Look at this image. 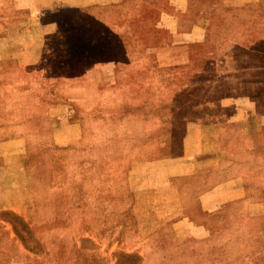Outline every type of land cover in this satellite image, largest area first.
<instances>
[{"label":"rangeland","instance_id":"374dc122","mask_svg":"<svg viewBox=\"0 0 264 264\" xmlns=\"http://www.w3.org/2000/svg\"><path fill=\"white\" fill-rule=\"evenodd\" d=\"M0 1V8H7V0ZM64 1L68 7L53 17L63 29L64 21H72L69 33L86 47L88 61L101 67L102 80L84 108L66 102L69 118L52 120L55 128H71L67 146L41 149L54 136L33 135L42 145L27 150L37 156L35 165L27 167L19 166L23 151L0 147L4 154L0 164H11L0 168L6 175L0 190L5 207L0 210V264H139V256L129 251L131 241L146 240L154 228L156 234L158 220H166L165 228L149 244L162 239L169 243L159 264H264L263 120L255 125L246 121L247 127L261 130L254 143L235 133L225 135L226 157L222 153L225 160L212 175L213 185H219L188 214L187 231L169 226L180 218L173 215L180 194L192 203L191 193L195 196L209 187L204 174L174 176L192 168L190 160L200 149L206 125L247 106L232 99L264 88V70L249 67L264 68V53L237 50L238 41L264 49V24L259 39L239 38L240 31L231 32L234 26L222 23L229 14L226 0H214L208 8L204 2L198 8L203 16L210 10L216 26L212 35L200 28L192 30L188 21L176 24L158 13L157 5L169 11V0ZM258 1L261 7L238 13H261L264 18V0ZM22 2L40 5L46 0ZM195 8L188 4L183 15L190 16ZM83 9L84 16L72 14ZM223 25L231 38L216 37L223 35ZM18 39L33 48L44 43L42 47L50 50L44 56L51 65L66 56L53 51L67 46L61 36L44 42ZM14 43L13 38L0 40V54L12 51ZM35 58L33 54L27 61ZM239 64L245 69H237ZM3 72L0 79L13 76L11 71ZM35 72L23 75L29 79ZM10 95L17 102L0 98V116L13 110L30 114L48 109L25 92L12 90ZM259 109L264 110V103ZM249 144L255 147L239 152L240 146ZM207 147L211 150L214 145L209 142ZM227 176L233 180L221 183ZM146 212L149 216H144ZM137 222H145L146 227L133 230Z\"/></svg>","mask_w":264,"mask_h":264},{"label":"crops","instance_id":"0c3cea01","mask_svg":"<svg viewBox=\"0 0 264 264\" xmlns=\"http://www.w3.org/2000/svg\"><path fill=\"white\" fill-rule=\"evenodd\" d=\"M204 2L208 8L209 4L213 3L214 0H169L167 4V6L169 5L168 7H170L169 11L165 10L163 7H159L158 5L156 8L158 13L166 15V17L176 24L188 21L191 24L192 30L195 29L197 31V29L200 28V31L203 29L204 32L207 31L209 35H212L213 33H216V26L214 25L215 21H212L213 16L210 14V10L207 11L208 13L205 11V16L202 15V10H198L200 4ZM7 4V8L5 5L3 9L0 8V27L2 28L0 32H4V34L0 35V40L13 38L15 46L11 49L12 51H9V49L3 50L0 54V72H6V70L11 71L13 76L0 79V98L3 100L5 99V103L8 100L9 102L12 101L14 104L17 102V99L16 97H13V95L9 96V93L12 92V90L19 93L25 92L35 97L41 103H46L48 107L45 111H36L31 112L30 114L13 110L7 112L4 116H0V118L3 117V121L0 122V147L13 146V148H17L16 152L23 151L25 153V158H23L19 166L27 167L35 165V161L37 160V156L32 153L28 154L27 150H29L33 145H42V143L35 142V138L32 139L33 135L45 134L46 136H54V138H46L47 140L43 144L44 146L42 145L43 147H39L41 149L47 148L48 146H67L70 144L69 129L71 128H64V130L60 127L55 128L52 120L59 118L66 120L69 118V113L66 114L68 111V104L66 102L72 101L79 110L84 108L86 99L95 97L99 91L102 80V70L101 67L97 65V62L88 61L87 56H85L87 53L84 51L86 47H81L80 42L77 43L76 41L77 38H74V35L69 33L68 26L72 21L70 19H68L69 22L68 20L67 22L64 21L66 27L63 29L64 26L59 27L58 22L55 17H53L55 13H60L63 7H68L64 0H46L45 3L40 5L32 2L23 4L22 0H7ZM188 4L197 8L195 13L190 16L185 14L183 15ZM225 5L229 14L227 15V18L222 20V23L224 25L234 26V28L230 30L231 32L237 33L240 31L241 34L239 38L249 37L254 40L259 39L262 36L264 18L261 13L250 16L245 15L244 13H238L239 11L244 12V10L249 7L259 8L261 7L262 2L258 0H226ZM232 11L235 13H231ZM22 12H25V14L23 15ZM72 14L84 16V14H86V10H78ZM20 16H22L24 20ZM61 19L65 20L63 16ZM24 22V25L26 26H23ZM224 25L220 31L223 35L221 34V36L216 37L231 38L232 36L224 33ZM23 32L24 34L22 35ZM60 36L67 40V46L63 48V50L60 49L53 51H56L58 55L62 52V55L66 56L57 65H51L49 61L47 62L45 56L50 50L46 47H42L44 43H40L33 48L23 46L18 39L23 37H34L40 41L43 40L44 42L48 40L55 41V39H58ZM52 42L53 41L50 43ZM237 45V50L242 54L250 51H253L254 53H264V49L258 48L255 45L246 46L242 43V41H238ZM33 54L37 56V59L35 58L31 61H27V57ZM249 67L254 71L258 69L264 70L262 66H258L256 64H252ZM237 69L244 70L245 64H239ZM29 70L36 72L34 76L27 79L23 75V72H28ZM258 83H260V81L257 82L256 80H253V84L256 85ZM261 84L264 86V79H262ZM232 100L234 102H238L239 104H247V106L240 107V110L232 117L229 116L221 122L206 125L204 135L205 138L202 139L203 141L200 143V149L192 155L190 160V166L192 168L184 174H174V176H182L187 173L193 175H198V173L204 174L206 176L205 185L209 187H207L203 192L195 194V196H193L194 192L193 195L191 193L190 199H195L192 203L191 201H188L187 196L185 197L180 194V197L177 198L179 206L178 208H173V215L180 216V218L174 219V221L169 224V226L173 227V229L187 231L184 220H186L188 214H191L192 210L196 209L195 205L201 206L205 198H207L209 194L213 193L215 188L219 185H213L212 175L214 167L216 165H220L222 161L225 160L224 157H226V154H224L227 145L225 135L228 136L235 133L237 135L245 136L250 143H254L256 136L259 134L261 135V130L258 128L247 127L246 121L248 120L249 122L251 120L253 125L261 120L264 122V110L259 109V104L264 103V88L261 91H253L252 94L248 93L245 96L239 95L238 98ZM235 125H238V127ZM55 135L57 139H55ZM209 142H212L214 145L211 150L207 147ZM252 147H255V144H249L243 147L240 146L239 152ZM222 153L224 154V157H222ZM2 155L4 154L0 153V156ZM220 158H222V160ZM258 164L262 167V163L258 162ZM10 165L11 164L6 162L5 164L1 163L0 168ZM14 165H18L17 162ZM241 166L242 165H239V167ZM4 173L5 172L0 169V190L6 178ZM230 180H233V177L231 179L227 176L222 179L221 183L229 182ZM237 180L245 181V179L241 177H238ZM0 196H3L2 192L0 193ZM2 207L5 208L3 204L0 203V210L3 209ZM166 210H169V213L171 211L170 208ZM156 211L165 213V211L162 212V209H157ZM20 214L21 213H19V215ZM135 214L136 213H134V216ZM149 214L150 212L144 214V216H149ZM156 224L158 232L155 234L154 232L156 228H154L153 236L155 237L160 235L159 232L161 230H164L166 220L164 223H161L158 220V223ZM141 225L146 227L145 222L142 224L137 222L133 230L140 231L142 229ZM153 236H148L144 241H138L136 239L131 241L132 247L129 251L130 253H134L139 256V264H150L151 262H157V264H159L160 262H164L163 260L165 258L163 255H166V251L164 250L167 248L169 243L167 240L162 239L160 243L157 242V244L151 246L149 243ZM157 239L159 240V237H157ZM181 243H183L182 240ZM192 256L197 257L195 252Z\"/></svg>","mask_w":264,"mask_h":264}]
</instances>
